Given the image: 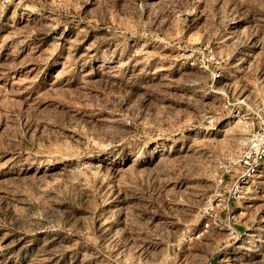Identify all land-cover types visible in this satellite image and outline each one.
<instances>
[{"label":"rangeland","instance_id":"rangeland-1","mask_svg":"<svg viewBox=\"0 0 264 264\" xmlns=\"http://www.w3.org/2000/svg\"><path fill=\"white\" fill-rule=\"evenodd\" d=\"M263 101L264 0H0V264H264Z\"/></svg>","mask_w":264,"mask_h":264},{"label":"built area","instance_id":"built-area-1","mask_svg":"<svg viewBox=\"0 0 264 264\" xmlns=\"http://www.w3.org/2000/svg\"><path fill=\"white\" fill-rule=\"evenodd\" d=\"M213 79H219V71L212 73ZM245 108L253 113L248 123V134L243 141V149L238 159H231L233 166L241 167L237 184L247 183L259 175L264 168V101L256 109L245 104Z\"/></svg>","mask_w":264,"mask_h":264}]
</instances>
